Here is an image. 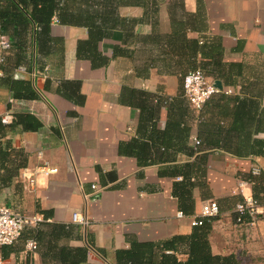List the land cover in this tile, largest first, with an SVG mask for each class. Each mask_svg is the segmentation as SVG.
<instances>
[{
    "label": "crops",
    "instance_id": "0c3cea01",
    "mask_svg": "<svg viewBox=\"0 0 264 264\" xmlns=\"http://www.w3.org/2000/svg\"><path fill=\"white\" fill-rule=\"evenodd\" d=\"M119 15L122 27L97 44L88 43L86 27L62 24L57 16L49 40L41 38L36 49L29 41L13 75L31 81L37 98L15 97L0 72V120L9 119L3 124L19 113L42 123L35 131L8 133L16 150L10 170L20 168L5 172L13 177L0 183V204L42 214L49 224H74V236L64 242L87 245L86 264H116L117 250L134 241L162 245L189 236L192 217L213 199L220 214L210 223L212 252L233 254L239 264H264V146L261 153L257 145L235 153L219 145L264 143V0H143L121 6ZM80 41L89 55L78 54ZM7 59L16 65L15 50ZM197 69L221 80L230 101L216 96L193 109L183 79ZM179 108L189 130L183 139L173 118ZM233 124L240 130L228 135ZM194 138L202 142L197 147ZM193 148L200 151L190 155ZM139 157L150 163L140 164ZM202 159L201 169L193 168ZM44 163L58 171L38 174L35 186L21 179L23 169ZM186 171L192 178L185 181ZM240 182L262 202L255 225L248 217L236 221ZM76 211L89 216L87 228L72 219ZM27 241L8 255L0 248L1 264H58L48 243L62 245L61 239L47 236L35 251Z\"/></svg>",
    "mask_w": 264,
    "mask_h": 264
},
{
    "label": "trees",
    "instance_id": "16d2710c",
    "mask_svg": "<svg viewBox=\"0 0 264 264\" xmlns=\"http://www.w3.org/2000/svg\"><path fill=\"white\" fill-rule=\"evenodd\" d=\"M143 0H0V34L7 36L10 41L17 58L16 65H9L8 59L5 64L0 65V72H6L8 75L4 81L9 84L10 90L13 91L15 97L19 98H37L38 93L31 81L18 80L14 78L13 72L18 67L20 62L27 57L28 43L31 41L32 48L35 44V49L41 38H51V25L53 18L58 17L62 24L84 26L88 29V43L97 44L104 37L110 35L112 31L122 27L123 20L119 15V8L123 5L138 4ZM78 54L80 56L89 55L84 51L83 41L78 44ZM1 76V75H0ZM2 78L0 77V81ZM183 95V94H182ZM229 94L226 90L220 91L210 98L206 103L212 101L216 96L220 98L219 103H227L230 101ZM183 97V96H182ZM237 112V111H236ZM235 112V114H237ZM186 115V113H185ZM184 111L179 108L173 116L174 123L177 122V130L181 139L188 136V128L182 125L184 121ZM17 127L23 131L38 130L42 127L41 121L32 113L16 114V119L10 124H3L0 120V183H5L13 176H6V171L14 172L20 166L10 170L11 153L16 152L12 147V142L6 137L10 131H16ZM240 130V127L233 124L227 134ZM184 141V140H183ZM202 143V142H201ZM164 144V143H163ZM226 150L236 152H244L250 145L253 149L256 145L257 152L261 153L264 146L263 142L253 144L231 142L220 143ZM144 150L147 148L143 146ZM181 149V148H180ZM186 149V142L182 150ZM200 151L194 149L189 151L190 155ZM140 164L150 163L147 158H138ZM202 159L200 162L194 163L193 168L201 169ZM18 171V170H17ZM189 171V170H188ZM19 172L17 175H19ZM192 178L190 173H183V179L189 180ZM251 181H256L252 176ZM188 191L185 189L181 193L178 192L180 199H184ZM260 203L259 197L255 196ZM185 214V210H181ZM45 217V216H44ZM214 217H206L201 225L194 226L193 232L189 236L178 235L166 241L162 245L153 242L134 241L130 248L120 249L116 252V264H239L235 255H217L211 250L209 234L211 230V220ZM47 220V218L45 217ZM49 225V230L44 226ZM74 224H49L46 221L40 223L35 228H28L21 240L34 239L39 244L44 245L47 236L53 237L55 240H62V245L49 242L48 248L53 253L58 264H86L89 261V247L79 246L72 247L64 241L69 240L74 236L76 231ZM161 246V253H158L156 247ZM4 255H8L13 250V245L0 246ZM168 250V251H166ZM185 252L188 255L186 260L180 259L179 254Z\"/></svg>",
    "mask_w": 264,
    "mask_h": 264
},
{
    "label": "built area",
    "instance_id": "2783aa9c",
    "mask_svg": "<svg viewBox=\"0 0 264 264\" xmlns=\"http://www.w3.org/2000/svg\"><path fill=\"white\" fill-rule=\"evenodd\" d=\"M12 48L10 39L0 34V65L5 64L7 56ZM20 69L25 70L24 67ZM35 77V74H34ZM184 94L188 99L190 106L195 110H202L206 102L212 98L220 90L215 85V80H210L206 74L201 70H192L183 79ZM229 90H226L228 92ZM2 123H8V117L1 119ZM195 146L201 144L198 138H194ZM58 171V168L49 165L48 163L40 164L33 170L28 168L23 169L21 173V179L29 182L31 186L36 185V176L38 174H53ZM254 174H259L260 169L258 167L253 168ZM246 182H240L239 191L243 195V200L239 202L235 208L236 221L238 223H245L246 218H249L248 223L255 225L262 213V207L260 201L252 194H246L244 187ZM98 187L97 184L93 185V188ZM220 214V206L216 200H207L203 202L201 212L199 215L193 216L191 224L193 226L201 225L203 219L206 217H216ZM185 214L180 211L178 217H184ZM72 219L78 223L82 228H87L90 224L89 216L86 213L80 211L73 212ZM46 221L42 214L27 215L21 212L19 209L5 204H0V246L15 245L19 242L28 228L36 227L40 223ZM27 248L35 251L38 248V243L34 239L27 241ZM1 264V260H0Z\"/></svg>",
    "mask_w": 264,
    "mask_h": 264
},
{
    "label": "water",
    "instance_id": "95a60500",
    "mask_svg": "<svg viewBox=\"0 0 264 264\" xmlns=\"http://www.w3.org/2000/svg\"><path fill=\"white\" fill-rule=\"evenodd\" d=\"M215 85H216L220 90L223 89V84H222L221 80H215Z\"/></svg>",
    "mask_w": 264,
    "mask_h": 264
}]
</instances>
